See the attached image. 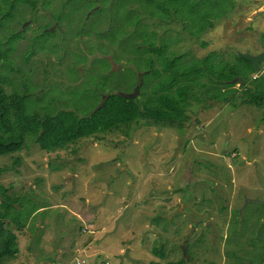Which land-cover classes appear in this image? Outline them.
<instances>
[{
  "label": "rangeland",
  "instance_id": "374dc122",
  "mask_svg": "<svg viewBox=\"0 0 264 264\" xmlns=\"http://www.w3.org/2000/svg\"><path fill=\"white\" fill-rule=\"evenodd\" d=\"M54 2L38 0L28 5L19 4L12 16L7 15L8 5L1 4L0 40L14 38L9 42L10 47L24 50L18 58L8 62L4 72L8 74L10 68L19 67L21 63L29 65L33 63L31 57H37L35 61L50 65V72L43 74L45 84L54 85L57 80L59 92L66 91L71 103L75 101L74 91L86 87L83 79L95 59H107L109 65L105 69L123 71L122 75L129 73L126 54L133 51L130 46L138 43L140 37L147 40L151 35L158 48L166 42L173 52L196 58H204L212 52L253 57L264 52V0H234L229 14L214 21L213 28L200 38L190 36L183 21L176 17L171 19L172 16L165 13V20L142 17L148 28L137 27L138 17H132L121 36L127 39L125 45L121 48L115 43L111 49L105 45L107 40H97L95 34L89 37L85 32L76 36L74 29L81 25L84 14L90 11L91 16L99 10L101 2L92 3L91 7ZM114 2L109 0L110 5ZM59 16H63L61 21ZM7 21L8 26L15 25L16 21L24 22L22 27L30 23L29 31L36 30L39 38L38 42L34 41L33 53L25 50L28 48L25 43L20 46L16 36H9ZM105 23L103 31L110 27L109 22ZM120 38L117 35L111 41L114 43ZM203 43L207 47L204 48ZM79 60H87V63L79 64ZM10 75L12 73L7 77ZM139 76L142 74L138 73ZM28 81L31 75L22 81L24 86ZM11 82L17 84L18 80L12 78ZM120 94L128 96L136 92L134 89L129 94L123 91ZM263 114V109L253 106L235 108L208 101L193 104L181 127L140 122L133 126L128 141L110 136L104 141L88 142L75 158L69 153L47 155L38 145L31 144L27 151L0 159V168L7 169L2 177L7 194L22 199L30 197L37 208L31 223L15 231L19 254L5 258L3 264H132L130 259L138 260L139 264L181 261L184 264H229L227 255L235 250V245L226 247L224 240L230 235L228 222L233 211L244 214L247 231L260 216L261 204L257 201H264ZM17 158L22 160L19 166L14 165ZM58 163L66 168L61 173H53L51 169ZM88 171L91 178L87 181ZM188 188H192L190 195L198 204L202 203L204 194L208 198L209 191H217L210 220L216 237L210 239V246L205 245L207 250L202 249V254L191 262L183 246L186 248L198 240L205 226L192 224L184 215L192 214L191 201L183 195ZM223 207H227L225 212L221 211ZM181 209L185 213L182 211L184 214L177 216ZM174 214L179 224L168 222L169 233L165 235L163 220ZM199 218L207 220L206 215ZM155 219L159 222H153ZM9 227L15 230L13 224ZM254 229L256 226L249 233L253 235ZM165 238L168 239L166 245ZM186 240H189L187 244ZM240 243L246 249L250 245L246 238ZM256 245L258 252L264 255V243L259 240ZM161 246L166 247L165 259L152 253L155 247L161 250ZM126 249L130 259L123 258ZM254 262L260 264V261ZM241 264H251V260L244 258Z\"/></svg>",
  "mask_w": 264,
  "mask_h": 264
},
{
  "label": "trees",
  "instance_id": "16d2710c",
  "mask_svg": "<svg viewBox=\"0 0 264 264\" xmlns=\"http://www.w3.org/2000/svg\"><path fill=\"white\" fill-rule=\"evenodd\" d=\"M36 1L38 0H2L0 6L2 3L8 5L7 15L12 16L19 4L28 5ZM54 1L82 3L87 7L101 2L102 7L91 16L90 11L84 14L81 25L74 29L76 36L79 32H85L89 37L95 34L97 40H107L105 45H109L110 49L115 43L123 48L127 39L121 36L126 26L130 25L132 17H138L135 22L137 27L142 25L148 28L142 17L165 20V13L172 16L171 19L176 17L183 21L190 36L200 38L205 31L213 28L214 21L225 18L235 4L234 0H115L111 5L109 0ZM68 16L74 15L68 13ZM59 17L61 21L63 16ZM106 21L110 27L103 31ZM117 35L121 38L112 43L111 39ZM262 38L264 40V34ZM137 39L140 41L130 46L133 51L125 55L129 73L122 75L123 71L117 73L112 68L105 69L109 61L104 58L95 59L83 79L86 87L79 92L74 91L75 101L63 103L64 108L61 109L54 105L56 98L46 101L48 92L56 96L57 88L49 86L38 96L22 93L17 76L19 72L10 68L8 74L12 75L7 77L8 74L0 68V159L27 151L31 144L38 145L47 155L69 153L75 158L88 142L104 141L110 136L120 137L122 142L128 141L133 126L140 122L155 126L181 127L193 104H206L208 101L225 103L235 108L245 105L264 110V64L256 70L251 63L236 54L227 56L212 52L204 58H196L173 52L166 42L158 48L151 35L147 40L141 37ZM1 43L0 40V48ZM203 47H207L206 43H203ZM13 51L0 50V65L5 60L11 61ZM78 63H87V60H79ZM79 73L82 77V72ZM138 73L142 74L140 78ZM237 77L245 81L244 85L233 82ZM12 78L18 80V83L11 82ZM28 82L26 86L29 87L31 82ZM43 85L34 88L37 90ZM136 88L138 93L135 97L120 94L121 91L129 94ZM102 95L105 99L100 107ZM39 111L45 115H38ZM262 121L264 122V114ZM21 163L22 160L17 158L14 165L19 166ZM64 168L66 165L58 163L54 164L51 171L61 173ZM6 172V168H0V264L7 257H17L20 249L15 231L26 228L37 209L30 197L22 199L15 194H7L8 189L2 185V177ZM199 206L202 208V203ZM29 207L31 211L28 210ZM226 209L227 207H223L221 211L225 212ZM233 212L228 229L230 235L225 242L226 247L235 245V250L227 255L229 264H241L244 258L251 260V264H256L254 261L264 264V255L258 252L256 245L259 240L264 243V205L258 208L260 216L247 231L246 219L242 218L244 214L240 211ZM155 220L153 222H159ZM11 224L15 226V230L9 227ZM254 226L256 232L252 235L249 231ZM242 238L249 240L247 249L241 247ZM192 249V244H189L187 254L190 257L193 256ZM152 253L159 258H166L163 246L161 250L155 247ZM184 263L181 261L168 264Z\"/></svg>",
  "mask_w": 264,
  "mask_h": 264
},
{
  "label": "flooded vegetation",
  "instance_id": "af4514ba",
  "mask_svg": "<svg viewBox=\"0 0 264 264\" xmlns=\"http://www.w3.org/2000/svg\"><path fill=\"white\" fill-rule=\"evenodd\" d=\"M57 2H59V1H55L54 3L57 4ZM29 20H31V22H32L34 19H28V21ZM23 23L19 24L16 21L15 25L11 24V26H8V21H7V22H5V25H6L7 32L9 33V36H16V38L18 40L17 42L20 43V46H23V43H25V46L28 47L25 50L33 53L35 51V46H36L34 41L36 40L38 42L39 36H38L36 30L32 29L31 31H29L30 27L27 28V26H29L30 23L25 25L24 27H22ZM36 24H38L37 21H36ZM36 28H39V27H36ZM20 34H21V36H20ZM23 35H25V37H23ZM13 40L14 39L3 40L1 43V46H2L1 51L10 52L12 50V48L10 47L9 42L13 41ZM23 51L14 50L11 58H14V57L18 58V56H20V54ZM36 58L37 57L32 56L31 61L33 63H31L29 65L28 64L23 65L21 63L20 65H17L19 67L14 68V70H17L19 72V74H17V76L19 78V82L21 83L20 91L22 93H28V94H33V95L38 96L41 92H44L47 87L51 86L53 88H57V90L59 92V89H58L59 83L57 80H55L56 84H54V85H51L49 83H46V84L44 83L45 81L43 79L45 78V76H43V74L50 72V65L49 64L48 65L40 64L39 60L35 61ZM25 61L29 62V59L26 58ZM7 64H8V62L5 60L3 62V66H2V72H4V66H6ZM51 66H53V65H51ZM27 75H31V81L30 82H31L32 88H29L26 85L24 86V84L22 83V81L24 82V80H27ZM50 75H53V74H50ZM46 80L50 82L51 79L47 78ZM42 84H44L43 87H39L37 90H35L34 86L42 85ZM32 89H34V91L30 92V90H32ZM61 92L63 93L62 95L60 92H59L60 93L59 95L56 94V96L59 99L55 95H53L51 92H48V94L46 95V101L54 100V98H56V100L54 101V105L59 109L64 108V107H62V104L67 103V101H69V100L66 98L67 97L66 91H61ZM102 96L104 97V95H102ZM70 110H71V108H70ZM37 113H38V115H45V113H41L40 111ZM86 176L88 177V179H87V181H88L91 178L89 171L86 172ZM83 177H84V173H83ZM86 186H88V183L85 184V187ZM191 191H192V188H188V190L186 192H184L183 195L186 194V196H187L186 200L191 201L192 214H189V213L184 214L185 212L181 209L178 211L177 216L184 214L186 216V218H189L191 220L192 224L199 225V223H201V224H203V226H205V228L203 229V231H201L200 237H198V240H195V242L192 244V246H193V249H192L193 257L188 256V258H187L190 262L193 261V258H196L197 256H200L202 254V249L206 248L205 247L206 244H208L210 246V239H214L216 237L215 236V227H214V225H212L210 223L211 216L214 215L213 212L215 209V208H213V206H214L213 196L215 197L214 192H212L213 189L211 190V192L209 191V197L208 198L205 197L206 194L203 195V197H204L203 201L204 202L202 201V208H200V206H199L200 204L198 205V202H196V200H195L196 198L190 195ZM205 199H206V201H205ZM180 204H182V203H179V205ZM179 205L177 206L178 208H179ZM182 208H183V206H182ZM200 215H202V216L206 215L207 220L204 221L203 218H199ZM177 216H176V218H177ZM165 220H166V222H165ZM168 222H170V223L172 222V224H179V222H175V214H174V216L166 217L164 219V222L162 225V228H163V231L165 232V235H168V233H169L170 224ZM229 225H230V221L228 222V229H229ZM192 232H193V228H192ZM226 239L224 240V244L226 242ZM165 240H166V242L164 244L166 245V243H168V239L165 238ZM188 241L189 240H186L185 244H187ZM188 245H186V246H188ZM183 249L185 250V254L187 255V247L185 248V246H183ZM165 250H166V247H165ZM206 250H207V248H206ZM208 253H209V251H208ZM202 258H205V257H202ZM192 263H194V262H192Z\"/></svg>",
  "mask_w": 264,
  "mask_h": 264
},
{
  "label": "water",
  "instance_id": "95a60500",
  "mask_svg": "<svg viewBox=\"0 0 264 264\" xmlns=\"http://www.w3.org/2000/svg\"><path fill=\"white\" fill-rule=\"evenodd\" d=\"M54 31V29H53ZM239 57L243 60H246L247 62L251 63L254 67V69L258 70L260 68V65L261 64H264V52L256 57H253V56H250V55H247V54H240ZM140 78V76H139ZM141 82V80H140ZM233 82H239V85H244L245 81L241 78V77H237ZM135 92L136 94L138 93L137 91V88L135 89ZM128 96H131V97H135V94H132V95H128ZM104 97L102 98L101 100V103H100V107L103 106L104 104ZM258 203H260L261 205H264V201H257ZM123 258H129V255H128V249H126V253L124 255ZM131 260V263L132 264H136V263H139L138 260H134V259H130Z\"/></svg>",
  "mask_w": 264,
  "mask_h": 264
},
{
  "label": "built area",
  "instance_id": "2783aa9c",
  "mask_svg": "<svg viewBox=\"0 0 264 264\" xmlns=\"http://www.w3.org/2000/svg\"><path fill=\"white\" fill-rule=\"evenodd\" d=\"M81 263H84V262H79L78 264H81Z\"/></svg>",
  "mask_w": 264,
  "mask_h": 264
}]
</instances>
